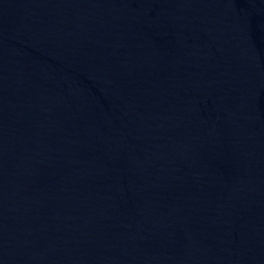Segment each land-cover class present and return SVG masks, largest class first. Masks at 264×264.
Segmentation results:
<instances>
[{
	"label": "water",
	"instance_id": "water-1",
	"mask_svg": "<svg viewBox=\"0 0 264 264\" xmlns=\"http://www.w3.org/2000/svg\"><path fill=\"white\" fill-rule=\"evenodd\" d=\"M0 264H264V0H0Z\"/></svg>",
	"mask_w": 264,
	"mask_h": 264
}]
</instances>
